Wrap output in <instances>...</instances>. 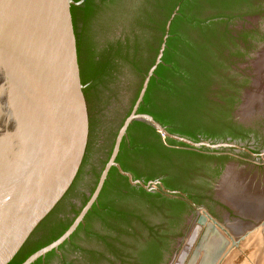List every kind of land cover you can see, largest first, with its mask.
Here are the masks:
<instances>
[{
	"label": "water",
	"instance_id": "water-1",
	"mask_svg": "<svg viewBox=\"0 0 264 264\" xmlns=\"http://www.w3.org/2000/svg\"><path fill=\"white\" fill-rule=\"evenodd\" d=\"M199 213L264 221V0H0V264H171Z\"/></svg>",
	"mask_w": 264,
	"mask_h": 264
},
{
	"label": "rangeland",
	"instance_id": "rangeland-1",
	"mask_svg": "<svg viewBox=\"0 0 264 264\" xmlns=\"http://www.w3.org/2000/svg\"><path fill=\"white\" fill-rule=\"evenodd\" d=\"M201 214L171 264H264V221L232 242L207 218L199 225Z\"/></svg>",
	"mask_w": 264,
	"mask_h": 264
},
{
	"label": "bare ground",
	"instance_id": "bare-ground-1",
	"mask_svg": "<svg viewBox=\"0 0 264 264\" xmlns=\"http://www.w3.org/2000/svg\"><path fill=\"white\" fill-rule=\"evenodd\" d=\"M207 218V217H206ZM208 219V218H207ZM209 220V219H208ZM210 221V220H209ZM205 223H206V221H205Z\"/></svg>",
	"mask_w": 264,
	"mask_h": 264
},
{
	"label": "snow or ice",
	"instance_id": "snow-or-ice-1",
	"mask_svg": "<svg viewBox=\"0 0 264 264\" xmlns=\"http://www.w3.org/2000/svg\"><path fill=\"white\" fill-rule=\"evenodd\" d=\"M225 244H226V242H225Z\"/></svg>",
	"mask_w": 264,
	"mask_h": 264
}]
</instances>
